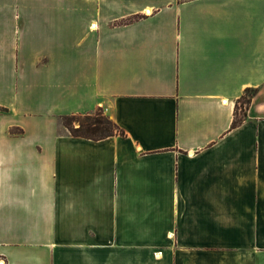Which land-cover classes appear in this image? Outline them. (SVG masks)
<instances>
[{"label": "crops", "instance_id": "obj_1", "mask_svg": "<svg viewBox=\"0 0 264 264\" xmlns=\"http://www.w3.org/2000/svg\"><path fill=\"white\" fill-rule=\"evenodd\" d=\"M0 264H264V0H0Z\"/></svg>", "mask_w": 264, "mask_h": 264}, {"label": "trees", "instance_id": "obj_2", "mask_svg": "<svg viewBox=\"0 0 264 264\" xmlns=\"http://www.w3.org/2000/svg\"><path fill=\"white\" fill-rule=\"evenodd\" d=\"M143 15H134L123 20L124 23L132 22ZM255 88H246L244 94L239 97L234 105L233 119L230 128L239 126L246 116V110L255 94ZM63 126L69 134L76 137H84L99 140L112 135H124V131L99 107L88 113H75L61 117ZM11 133L20 132L16 128L10 129Z\"/></svg>", "mask_w": 264, "mask_h": 264}, {"label": "bare ground", "instance_id": "obj_3", "mask_svg": "<svg viewBox=\"0 0 264 264\" xmlns=\"http://www.w3.org/2000/svg\"><path fill=\"white\" fill-rule=\"evenodd\" d=\"M148 11H150V10L148 9Z\"/></svg>", "mask_w": 264, "mask_h": 264}]
</instances>
